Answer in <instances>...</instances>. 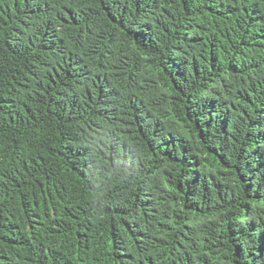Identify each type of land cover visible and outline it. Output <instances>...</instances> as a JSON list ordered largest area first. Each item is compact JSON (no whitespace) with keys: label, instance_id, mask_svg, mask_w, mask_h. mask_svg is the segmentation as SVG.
Wrapping results in <instances>:
<instances>
[{"label":"trees","instance_id":"trees-1","mask_svg":"<svg viewBox=\"0 0 264 264\" xmlns=\"http://www.w3.org/2000/svg\"><path fill=\"white\" fill-rule=\"evenodd\" d=\"M0 264H264V0H0Z\"/></svg>","mask_w":264,"mask_h":264}]
</instances>
